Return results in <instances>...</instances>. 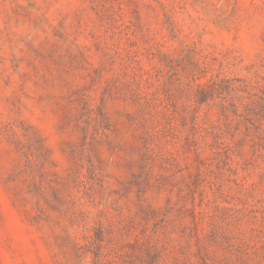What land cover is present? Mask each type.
<instances>
[{
	"label": "rangeland",
	"instance_id": "374dc122",
	"mask_svg": "<svg viewBox=\"0 0 264 264\" xmlns=\"http://www.w3.org/2000/svg\"><path fill=\"white\" fill-rule=\"evenodd\" d=\"M26 134L166 264H264V0H0V264H59Z\"/></svg>",
	"mask_w": 264,
	"mask_h": 264
},
{
	"label": "trees",
	"instance_id": "16d2710c",
	"mask_svg": "<svg viewBox=\"0 0 264 264\" xmlns=\"http://www.w3.org/2000/svg\"><path fill=\"white\" fill-rule=\"evenodd\" d=\"M26 136L29 147L17 142L21 162L12 182L24 186L17 193L23 201L36 200V222L50 224L51 243L57 250L59 264H166V248L159 249L153 241L132 238L134 226L109 215L100 202L104 195L101 179L90 176L76 180L78 196L67 194L68 182L44 171L47 159L41 160L32 152L39 141ZM53 215L56 220L51 224Z\"/></svg>",
	"mask_w": 264,
	"mask_h": 264
}]
</instances>
